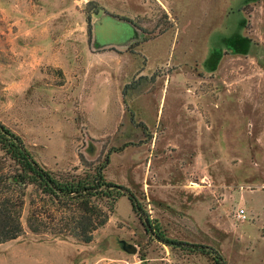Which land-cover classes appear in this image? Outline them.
Listing matches in <instances>:
<instances>
[{
    "label": "rangeland",
    "instance_id": "rangeland-1",
    "mask_svg": "<svg viewBox=\"0 0 264 264\" xmlns=\"http://www.w3.org/2000/svg\"><path fill=\"white\" fill-rule=\"evenodd\" d=\"M103 13L138 37L96 47ZM0 123L56 175L108 158L169 239L264 264V0H0ZM27 207L0 264H216L157 240L126 195L90 242L32 233Z\"/></svg>",
    "mask_w": 264,
    "mask_h": 264
},
{
    "label": "trees",
    "instance_id": "trees-1",
    "mask_svg": "<svg viewBox=\"0 0 264 264\" xmlns=\"http://www.w3.org/2000/svg\"><path fill=\"white\" fill-rule=\"evenodd\" d=\"M0 146L15 165L14 171L0 174V244L23 233L21 217L25 204L28 205L25 222L32 233L71 236L90 242L94 231L107 222L116 199L126 195L145 229L157 240L169 246L185 244L183 248L187 251L203 252L211 255L216 264H224L217 251L202 244L169 239L157 224L152 225L148 215L143 217L135 195L126 186L105 179L102 171L108 158L90 175H56L42 167L21 137L2 123Z\"/></svg>",
    "mask_w": 264,
    "mask_h": 264
},
{
    "label": "water",
    "instance_id": "water-1",
    "mask_svg": "<svg viewBox=\"0 0 264 264\" xmlns=\"http://www.w3.org/2000/svg\"><path fill=\"white\" fill-rule=\"evenodd\" d=\"M93 37L96 47L126 45L138 37V30L128 20L103 13L94 23ZM120 247L130 254L137 251L135 245L125 240H120Z\"/></svg>",
    "mask_w": 264,
    "mask_h": 264
},
{
    "label": "built area",
    "instance_id": "built-area-1",
    "mask_svg": "<svg viewBox=\"0 0 264 264\" xmlns=\"http://www.w3.org/2000/svg\"><path fill=\"white\" fill-rule=\"evenodd\" d=\"M238 216L241 217V218H245V217H246V215H245V210L242 209V208H240V209L238 210Z\"/></svg>",
    "mask_w": 264,
    "mask_h": 264
}]
</instances>
